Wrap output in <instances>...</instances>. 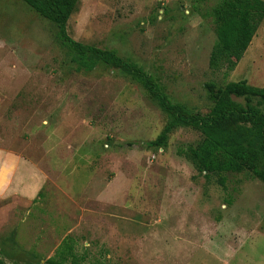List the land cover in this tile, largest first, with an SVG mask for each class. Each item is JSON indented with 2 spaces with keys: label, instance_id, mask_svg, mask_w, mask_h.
Returning a JSON list of instances; mask_svg holds the SVG:
<instances>
[{
  "label": "rangeland",
  "instance_id": "1",
  "mask_svg": "<svg viewBox=\"0 0 264 264\" xmlns=\"http://www.w3.org/2000/svg\"><path fill=\"white\" fill-rule=\"evenodd\" d=\"M216 2L80 0L66 31L206 114L208 82L264 87V20L232 71L208 68ZM73 54L55 23L0 0V168L19 159L45 177L33 199L0 191V260L45 264L64 242L65 264H264V183L198 174L180 153L202 137L191 127L147 147L167 115L124 71L76 70ZM29 171L15 167L12 185Z\"/></svg>",
  "mask_w": 264,
  "mask_h": 264
},
{
  "label": "trees",
  "instance_id": "2",
  "mask_svg": "<svg viewBox=\"0 0 264 264\" xmlns=\"http://www.w3.org/2000/svg\"><path fill=\"white\" fill-rule=\"evenodd\" d=\"M22 1L38 15L55 23L59 38L74 53L71 62L76 70L89 71L99 63L119 68L157 103L168 119L157 137L145 143L147 147L164 148L175 128L191 127L202 137L180 153L198 174H219V182L224 186L225 174L250 171L264 183V87L249 85L246 80L230 81L221 87L208 82L205 87L213 98V105L206 114L191 113L184 105L170 102L150 74L119 57L115 51L82 44L68 36L66 23L80 0ZM207 13L215 35L208 68L232 71L264 20V0H217ZM63 244L45 264H65L71 246L65 244L63 248ZM0 264H4L2 260Z\"/></svg>",
  "mask_w": 264,
  "mask_h": 264
},
{
  "label": "crops",
  "instance_id": "3",
  "mask_svg": "<svg viewBox=\"0 0 264 264\" xmlns=\"http://www.w3.org/2000/svg\"><path fill=\"white\" fill-rule=\"evenodd\" d=\"M23 163L26 164V167L28 166V168H30L29 175H27L26 178H23L24 181L21 178L18 183L12 185L14 178L12 171L18 165H23ZM44 178V175L42 176L40 172L34 171L30 164L20 161L19 159H13L10 163H4L0 168V191L8 194L18 193L22 194V197H25L26 199H33V197L40 192L43 182L45 181ZM26 179L28 180L27 182Z\"/></svg>",
  "mask_w": 264,
  "mask_h": 264
}]
</instances>
